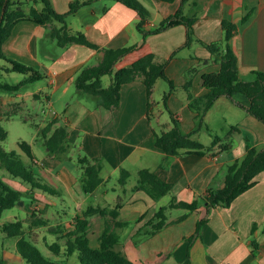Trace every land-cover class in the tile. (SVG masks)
I'll return each instance as SVG.
<instances>
[{
  "label": "crops",
  "instance_id": "obj_1",
  "mask_svg": "<svg viewBox=\"0 0 264 264\" xmlns=\"http://www.w3.org/2000/svg\"><path fill=\"white\" fill-rule=\"evenodd\" d=\"M72 1L52 0L61 14L70 11ZM140 1L152 14L147 29L157 27L174 15L182 4V0L172 3ZM24 7L29 10L31 5L29 3ZM249 12L251 16L244 23L243 18ZM183 14L187 18H196L193 28L197 41L191 46H186L187 29L182 24L144 37L137 29L139 15L120 2L94 0L66 20L72 33H84L91 43L101 49L135 46L136 49L117 64V69L129 66L148 54L162 60L175 54L167 66V76L174 85L183 87L187 83V71L195 69L191 88L195 97L208 93L203 86V75L218 72L221 68L220 62L215 61L198 40L220 42L224 36V20L236 26L230 43L238 58L240 79L252 81L254 70L264 72V0H189L183 7ZM49 32L47 27L22 21L14 27L5 42L3 50L9 58L35 68L46 78L31 84L38 85L34 89L26 86L16 94L0 92V119L6 118L5 113L13 107L16 108V115L19 114L29 98L36 102L45 101L53 112L49 120L42 121L40 130L54 117L61 118L68 127L70 152H75L77 156L84 153L99 160L104 182L94 193L88 194L83 190L72 160L53 159L48 154H42L41 159L32 146L36 157L35 170L39 169L36 172L47 182L54 180L55 186L59 187L53 186L58 190V196L37 198L46 210L60 199L58 202L64 213V219L58 224L45 215L44 218L50 221L47 228L63 225L66 231L72 230L75 217L88 207L112 209L121 203L119 220L130 222L134 229L130 232L131 237L119 247L134 264H166L170 261L185 264L188 255L191 264H264V172L255 178L254 186L236 198L229 207L218 206L210 211L209 220L191 246L187 240L195 233L198 222L207 216L208 204L205 199L208 193L224 186L228 167L241 161L249 148L264 147V124L231 99L221 97L206 115V128L193 135L208 149L206 154L182 152L169 158L155 146V136L147 117L148 97L144 83L138 79L123 85L117 110L102 107L98 98L77 90L76 78L82 69L98 65L103 53L79 44L60 47ZM160 81L156 83L155 93ZM40 82L45 84L41 85ZM177 93L175 91L170 96V111L180 121L183 131L192 133L196 124L195 114L189 108L188 92H182L183 99ZM237 98L240 101L244 99L241 96ZM57 108H64V115H60ZM160 112L165 115L164 109ZM162 126L167 129L171 127L170 123L160 119L155 129L160 131ZM233 128L238 131L230 137ZM215 138L222 141L212 147ZM143 169L155 172L172 184L171 198L175 196L178 201L187 203L197 200L200 205L193 212L174 208L183 210V213L178 217L168 216V225L163 230L135 244L132 237L154 216L159 209L158 202L143 191L134 192L138 181L130 184L128 180L122 186L117 179L122 188L120 190L118 184L111 186L110 182L116 176L120 178L122 170L128 171L132 178L133 174L139 176ZM185 214L186 219L176 222ZM123 216L127 219H122ZM141 216L145 218L135 224ZM104 224V218L94 216L89 233L98 232L100 236ZM254 225L257 227L252 236ZM95 226L98 231H93ZM252 238L258 243L255 253ZM19 257L12 256L7 264H24L25 260Z\"/></svg>",
  "mask_w": 264,
  "mask_h": 264
},
{
  "label": "trees",
  "instance_id": "obj_2",
  "mask_svg": "<svg viewBox=\"0 0 264 264\" xmlns=\"http://www.w3.org/2000/svg\"><path fill=\"white\" fill-rule=\"evenodd\" d=\"M40 1L43 4V9L40 10L36 7L39 0H32V5L27 10L21 0H0V59L10 65L5 67V71L27 76L25 80L15 85L0 82V91L16 94L25 85L27 86L46 78L45 74L35 68L9 58L3 50L4 44L10 38L14 27L22 21H31L42 27L49 28L50 37L60 47L79 44L103 53V58L98 65L82 69L76 78L77 90L83 94L98 98L102 107L111 111L117 110L120 105L122 86L140 79L147 90V117L155 136V146L169 158L176 157L182 152L198 155L206 154L208 149L201 142L194 139L193 135L199 132L200 129L206 128V115L221 97L231 99L240 108L264 124V72L254 70V79L252 81L240 79L238 58L233 52L230 43L236 30V26L232 22L227 20L222 22L224 36L220 42L206 43L198 40L201 45L208 49L213 59L220 62L221 68L218 72L203 75V86L208 89V93L200 97H195L191 93L195 69L188 71L189 79L185 89L188 92L189 108L195 114L196 127L194 132H184L180 121L172 113H170L171 127L167 129L162 126L163 129L157 131L155 126L159 125L162 112L154 114L157 107V101L154 98L155 87L159 80H165L173 89L174 84L168 78L166 69L175 54L165 60L158 58L154 54H148L129 66L117 69V64L132 53L136 49L135 46L101 49L91 43L84 33H72L68 28L67 17L75 14L94 0L72 1L70 11L67 14L58 13L52 0ZM110 1L120 2L136 11L139 15L137 29L144 37L161 33L182 24L187 29L186 46H191L194 41H197L193 28L196 18H187L183 14V7L189 0H182L180 9L174 15L163 20L157 27L152 29H147V24L152 14L140 0ZM162 1L172 3L176 0ZM3 11L4 15L2 17ZM250 16L251 12L244 16L243 22L245 23ZM105 76L111 77V84L108 87H104L103 84V77ZM239 96L244 98L243 101L238 100L237 97ZM16 112V108L13 107V109L5 113V117L11 118L16 115ZM236 131L238 129L233 128L230 137ZM40 133L45 140V146L48 149L50 158L73 160L70 155V145L68 144V127L61 124V118L58 116L54 117L40 130ZM6 139L7 132L0 126V143ZM220 141H222L220 138H215L212 142V147ZM19 147L25 153L27 160L25 161L17 151H6L0 146V166L9 172L13 178L19 180L22 184L28 185L30 190L26 192L13 188L0 179V219L5 211L19 206L23 201L25 202V198L30 196L29 193L31 194V192L42 191L51 196L59 195L58 190L36 172V157L33 153L32 145L27 142H20ZM223 148L226 149L227 146H223ZM77 162L83 173V190L88 194L94 193L104 182L100 175L101 165L99 160H94L85 154L78 155ZM262 172H264V147L249 148L246 156L241 161H237L228 167L224 186L220 189L211 190L205 199L208 204L207 216L198 222L195 233L187 238L189 246L199 237L202 226L209 220L210 211L218 206L229 207L236 198L254 186L255 178ZM129 178L130 173L122 170L119 178L120 185L125 186ZM138 191H143L154 202H159L163 197L171 195L172 184L161 179L155 172L143 169L139 172L138 183L134 187V192ZM199 205L200 202L197 200L187 203L178 201L173 196L168 207L159 208L154 216L137 230L133 239H138L139 237V241L134 240V243L139 244L141 238L152 237L163 230L168 225V209L182 208L193 212L198 209ZM121 208V203L116 204L112 209L108 207H88L75 217L72 230L66 231L63 225L49 228L48 231L54 235L62 233L59 238H63L65 244L62 246L55 242L47 245L48 249L56 256L63 254V256L70 257L77 254L81 264H134L119 247L121 240L119 230L131 224L130 222L119 220ZM94 216H100L105 220L97 246L92 245V240L89 236L90 222ZM186 217L187 215L185 214L179 217L176 222L183 221ZM31 218V226L27 235L24 231L23 222L19 220L3 224L2 231L7 237L17 239L16 251L28 264H61L58 261L47 258L36 245L40 236L39 229L47 228L50 221L40 217L37 211L32 212ZM144 218L145 216H141L134 223L137 224ZM256 227L254 225L252 236L256 231ZM251 245L255 253L258 249V243L254 238H252ZM0 264L7 263L0 258ZM185 264H191L189 255Z\"/></svg>",
  "mask_w": 264,
  "mask_h": 264
},
{
  "label": "rangeland",
  "instance_id": "obj_3",
  "mask_svg": "<svg viewBox=\"0 0 264 264\" xmlns=\"http://www.w3.org/2000/svg\"><path fill=\"white\" fill-rule=\"evenodd\" d=\"M24 2V5H32V0H21ZM36 7L38 9H43V4L39 0L37 3ZM10 65L6 63L5 61L0 59V82L3 83H9L12 85L18 84L25 80L27 77L26 75L20 74V73H15V72H7L5 71V67H9ZM197 68V67H195ZM191 70V69H189ZM188 70V71H189ZM193 70V68H192ZM188 71L186 73V78L188 81ZM193 76L195 77V74L193 73ZM193 77V78H194ZM104 81V87H108L111 84V77L110 76H105L103 77ZM39 84L44 85L45 82H40ZM158 87L155 93V100L157 101V107L155 108L154 114L156 115L159 114L161 109H164V114L165 115H160V119L165 122V123H170L171 122V111H170V106H169V100L170 96L172 93L175 91L179 92L177 93V96L180 99H183V93L186 92L185 86H172L165 80H161L158 83ZM38 85H27V87H30L32 89L37 88ZM26 85L23 87V89L27 88ZM2 93H9V94H14L11 92H5V91H0ZM58 112L60 115H64L63 111L64 108H57ZM165 109H167L169 112H167ZM52 108L48 106V104L45 101L41 102H36L33 98H29L28 101H26V105L23 106V110L17 115L11 117V118H3L0 119V126L7 132V139L4 142L0 143V146L3 147L6 151H17L22 155V158L26 161V155L25 153L20 149L19 143L20 142H27L30 145H32L35 149V151L38 153V157L41 158L42 154H48V149L45 146V140L43 136L40 133V127L43 124V120H49L52 117ZM61 124H64L61 120ZM69 145H71V142L68 141ZM72 155V163L75 164L76 170L75 173L78 174L80 181H82L83 178V173L81 170L80 165L77 162V154L73 151L70 152ZM82 155H85L82 153ZM42 159V158H41ZM37 172L39 169L36 170ZM0 179L4 180L9 186L22 190V191H29L30 187L26 184H22L19 180L13 178L9 172H7L5 169H2L0 166ZM117 179H119V176H116L111 182L110 185L114 186L115 184H118ZM139 179V176L136 174H133V177L129 179V183H137ZM49 184L54 186L55 188H58L56 182L54 180H48ZM119 190L122 189L120 185L118 184ZM30 196L25 198L26 203L23 201V205L20 203L19 206L14 207L13 209L7 210L4 212L3 217L0 219V258L4 259L6 263L10 262V258L12 256H20L17 251H16V238H9L6 236V234L2 231V226L3 224L12 222V221H22L24 224V231L25 234L30 230L31 226V214L33 211H37L40 217H44L47 215L50 217V221L53 223L58 224L60 220L63 218L64 219V213L60 209V199L57 200L55 205H53L51 208H48L47 210L43 207L42 204H40V201L38 200L37 197L40 196H47L48 194L42 192V191H34L31 194L29 193ZM34 197V198H32ZM42 198V197H41ZM50 198V197H49ZM55 199V198H53ZM31 203H29V202ZM171 202V197L165 196L163 197L159 202H158V207H168ZM65 205V204H64ZM66 206V205H65ZM39 207V208H38ZM63 209V208H62ZM183 213V210H173V209H168L167 214L170 217H178ZM122 219H127L124 216ZM134 229V225L131 224L130 226H126L122 229L119 230L121 240L120 244L125 243L131 236L130 232ZM40 230V236L38 239V248L42 251V253L49 259H52L54 261H58L61 264H81V262L78 259L77 254H74L70 257L67 256H56L54 255L47 247V245H51L55 242H58L62 246L65 244V240L63 238H59V235H54L51 232L48 231V228H41ZM93 231H98V227L95 226ZM89 236L92 240V245L97 246L98 245V238L99 234L98 232H92L91 234L89 233ZM145 238H141L140 241L144 240ZM132 240L134 241H139L138 239L135 238ZM134 241V242H135ZM18 254V255H16ZM21 258V257H19ZM24 264H28L27 262L24 261ZM166 264H173L172 261L167 262Z\"/></svg>",
  "mask_w": 264,
  "mask_h": 264
},
{
  "label": "water",
  "instance_id": "obj_4",
  "mask_svg": "<svg viewBox=\"0 0 264 264\" xmlns=\"http://www.w3.org/2000/svg\"><path fill=\"white\" fill-rule=\"evenodd\" d=\"M3 15H4V11H3L2 17H3ZM21 203H22V202H21Z\"/></svg>",
  "mask_w": 264,
  "mask_h": 264
}]
</instances>
